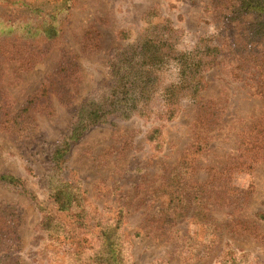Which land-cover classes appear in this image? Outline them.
Masks as SVG:
<instances>
[{
	"label": "rangeland",
	"instance_id": "374dc122",
	"mask_svg": "<svg viewBox=\"0 0 264 264\" xmlns=\"http://www.w3.org/2000/svg\"><path fill=\"white\" fill-rule=\"evenodd\" d=\"M240 2L0 0V176L21 181L0 180V234L12 237L0 264H74L80 210L58 211L61 181L102 222L120 219L124 264H264V37ZM36 8L34 27L52 23L54 38L23 30ZM142 35L195 54L183 62L197 98L163 117L180 64L160 60L149 117L88 128L53 166L77 112L106 95L112 64ZM45 214L60 238L41 231Z\"/></svg>",
	"mask_w": 264,
	"mask_h": 264
},
{
	"label": "trees",
	"instance_id": "16d2710c",
	"mask_svg": "<svg viewBox=\"0 0 264 264\" xmlns=\"http://www.w3.org/2000/svg\"><path fill=\"white\" fill-rule=\"evenodd\" d=\"M32 10L34 13L31 18L23 21V30L27 33L41 32L47 39L54 38L57 29L52 23H42L34 27L33 19L36 15L41 16L43 11L38 8ZM239 11L242 14L257 15L256 21L250 26V32L252 36L264 37V0H241ZM166 40L162 37L151 40L142 35L134 46L119 55L111 66L112 81L106 95L89 101L77 112L67 136L52 152L53 166L61 168L71 145L78 142L88 128L105 125L111 118L128 120L133 116L149 117L153 113L151 104L158 89L157 72L160 70L159 64L162 63L160 60L177 56L173 50L162 51L163 45L159 43H165ZM215 53L216 50L211 51V54ZM194 57V53L175 57L180 64L179 80L178 83L163 88L165 109L162 115L165 119H171L175 115L176 108L183 99H196L199 94L201 82L197 71L186 68L187 63L183 62L187 59L194 60ZM159 137L160 131L157 128L147 135L150 142H156ZM0 180L13 186H21V181L13 177L2 175ZM52 197L59 212L80 210L74 224L82 237L76 238V247L72 242L74 248L70 252L71 257L75 258H72L74 264H124L120 219L111 224L105 223L87 207H80V193L65 181L58 184ZM40 210L45 212L44 209ZM40 228L48 236L55 234L59 238L61 232L65 231L56 218L46 214L42 217ZM11 239L10 235L0 234V246Z\"/></svg>",
	"mask_w": 264,
	"mask_h": 264
}]
</instances>
